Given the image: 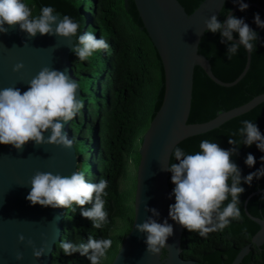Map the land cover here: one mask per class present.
Instances as JSON below:
<instances>
[{
    "label": "trees",
    "instance_id": "trees-1",
    "mask_svg": "<svg viewBox=\"0 0 264 264\" xmlns=\"http://www.w3.org/2000/svg\"><path fill=\"white\" fill-rule=\"evenodd\" d=\"M177 1L188 15L202 2ZM27 2L34 16L44 6H51L56 14L61 17L68 15L79 23L78 35L91 30L97 39L103 37L110 45L107 51L95 52L86 61H79L73 52L70 54L71 67L80 86V98L84 107L69 125L78 160L77 171H83L86 180L92 183L98 182L101 177L108 181L107 195L104 197L108 223L95 229L91 221L80 215V209L73 212L71 209L60 208L63 212L60 241L86 242L89 235L96 239H111L112 245L101 262L111 264L133 221L132 205L128 228L113 234L117 221L127 213L126 200L119 192V180L125 175L128 158L136 140L148 129L161 106L164 93L161 61L142 28L132 0L127 1V6L124 5V0ZM243 2L257 4L264 10V0ZM237 5L239 4L233 3V0H226L218 19L223 22L230 10ZM255 14H259L261 21H264V15L251 6L243 12L237 9L233 14L258 33L246 75L236 85L225 88L215 84L199 67H195L188 124L207 122L221 112L244 105L252 98L264 94V29L254 23ZM233 38L238 39V34H234ZM198 52L209 61L213 75L224 83L233 82L246 63V51L243 47L238 49L231 60L228 59L227 44L221 43L219 33L205 32ZM244 120L254 122L264 135V103L217 129L188 138L176 147L181 148L185 154H195L200 150L201 141L209 140L228 150L232 147L228 144L229 137L233 132L238 133ZM233 138L242 139L238 135ZM249 153L256 160L251 168L245 164ZM262 156L264 153L255 144L251 147L241 145L232 161L241 170L243 178L264 167ZM175 162V157L171 156L170 163ZM168 185L172 192L174 185L169 172ZM241 187L245 191L240 196V219L231 221L223 231L210 233L207 237H200L184 229L181 237L182 258L197 261V264H231L240 249L250 243L259 227L245 215L243 203L250 194L261 191L249 199L247 211L253 217L264 220V177L254 179L250 186L242 183ZM228 202L230 198L225 206ZM59 242L55 244L51 264H90L87 257L79 253L65 255ZM240 264H264V244L259 248L253 247Z\"/></svg>",
    "mask_w": 264,
    "mask_h": 264
},
{
    "label": "water",
    "instance_id": "water-1",
    "mask_svg": "<svg viewBox=\"0 0 264 264\" xmlns=\"http://www.w3.org/2000/svg\"><path fill=\"white\" fill-rule=\"evenodd\" d=\"M127 1L124 0L125 6ZM132 1L142 28L160 58L164 93L159 110L141 137L133 221L111 264H197L194 260L181 257L184 228L168 217L169 205L175 203V198H169L172 192L168 185V171L162 170V167H167L172 150L179 143L208 133L248 113L264 103V94L252 98L244 105L221 112L207 122L188 124L195 67H199L215 84L228 88L246 75L251 54L241 46L246 51L245 66L233 82L224 83L213 75L209 61L198 52L205 33V20L212 15L218 17L226 0H202L189 15L177 0ZM246 4L264 15V10L257 4ZM237 9L239 5L228 14L233 15ZM233 42L238 43V39L233 38ZM73 44L74 39L41 36L39 33L29 39L18 25L7 34H0V89L16 87L23 93L28 88L27 83L43 67L65 72L77 81L70 61ZM16 64L24 65L19 73L13 72ZM80 94L79 89L78 97ZM70 123L65 125L64 131L72 139ZM48 135L50 133H45L46 138ZM77 161L74 146L72 149H64L48 144L37 146L29 142L22 151H17L10 145H0V264H51L55 244L61 238L63 212L60 208L31 205L26 200L31 191L29 181L38 171L70 175L77 171ZM260 193L256 191L250 194L243 203L245 215L259 229L251 237L250 243L240 249L231 264H240L251 247L259 248L264 244V220L253 217L247 211L249 199ZM145 207L156 209L159 212L157 222L163 223L167 219L174 230L166 242L167 246L155 256L147 253L146 235L136 231V225L152 215L151 212H145ZM20 235L25 237V243L19 242ZM29 240L36 248L45 247V255L39 260L33 257L32 248L27 246ZM17 252L23 254V260L15 259Z\"/></svg>",
    "mask_w": 264,
    "mask_h": 264
},
{
    "label": "clouds",
    "instance_id": "clouds-1",
    "mask_svg": "<svg viewBox=\"0 0 264 264\" xmlns=\"http://www.w3.org/2000/svg\"><path fill=\"white\" fill-rule=\"evenodd\" d=\"M233 3L239 4L242 12L248 8L243 0H233ZM204 23L205 32L219 33L221 43L227 44L229 60L241 46L249 54L255 49L258 33L243 19L228 14L227 19L221 22L216 15H212ZM254 23L264 29V21H261L259 14H255ZM17 25L29 39L37 33L74 39L71 50L79 61H86L95 52L110 48L103 37L97 39L91 30L78 35L79 23L68 15L61 17L55 14L51 6H44L34 16L27 0H0V34H7ZM234 34H238V43L233 42ZM23 67V64H16L13 72L19 73ZM27 84L28 88L23 93L16 87L0 89V145H10L17 151H22L29 142L37 146L48 144L72 149L73 139L68 138L64 127L84 107L83 100L78 97V82L65 72L43 67ZM45 133L50 135L46 138ZM237 135L242 139L233 138ZM228 144L232 147L225 150L216 142L203 140L195 154H185L181 148L175 147L171 156L175 157L176 162L170 163L169 159L167 167H162V170L171 173V183L174 185L169 198L174 197L175 203L169 205V219L200 237L223 231L231 221L240 219V196L245 191L241 184L250 186L254 179L264 177V167H261L242 178L241 170L232 161L241 145L251 147L255 144L264 153V135L254 122L244 120L238 133L231 134ZM261 161L264 162V156ZM255 163V157L249 153L245 164L251 168ZM29 185L31 191L26 200L33 206L71 209L73 212L80 209V215L91 221L95 229L108 223L104 199L108 181L103 177L92 183L86 180L83 171H74L70 175L38 171ZM229 198L230 202L225 206ZM145 212L152 215L137 224L136 231L146 235L147 253L155 256L167 246L166 242L174 230L167 219L163 223L157 222L159 212L156 209L145 207ZM18 240L25 243L23 235ZM111 245V239H96L92 235L88 236L86 242L73 243L63 239L59 242L65 255L79 253L87 257L90 264H101ZM27 246L32 248L36 260L45 255V247L36 248L31 240L27 241ZM15 259L23 260V254L17 252Z\"/></svg>",
    "mask_w": 264,
    "mask_h": 264
},
{
    "label": "rangeland",
    "instance_id": "rangeland-1",
    "mask_svg": "<svg viewBox=\"0 0 264 264\" xmlns=\"http://www.w3.org/2000/svg\"><path fill=\"white\" fill-rule=\"evenodd\" d=\"M145 133V132H144ZM143 133V134H144ZM141 144V137H139L134 146L133 151L129 155L128 164L125 175L119 180V192L126 200V215L117 221L113 229V234H117L123 228H128L130 221V212H132V205L134 202L135 186H136V170L139 162V148Z\"/></svg>",
    "mask_w": 264,
    "mask_h": 264
},
{
    "label": "flooded vegetation",
    "instance_id": "flooded-vegetation-1",
    "mask_svg": "<svg viewBox=\"0 0 264 264\" xmlns=\"http://www.w3.org/2000/svg\"><path fill=\"white\" fill-rule=\"evenodd\" d=\"M248 244H249V243H248ZM248 244H247V245H248ZM245 246H246V245H245ZM242 248H243V247H242ZM252 248H253V247H251V249H252ZM250 251H251V250H250ZM249 253H250V252H249ZM248 255H249V254H248ZM195 262L198 263L197 261H195Z\"/></svg>",
    "mask_w": 264,
    "mask_h": 264
}]
</instances>
